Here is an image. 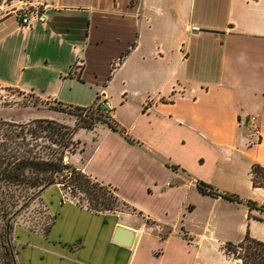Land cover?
Segmentation results:
<instances>
[{"label": "crops", "instance_id": "1", "mask_svg": "<svg viewBox=\"0 0 264 264\" xmlns=\"http://www.w3.org/2000/svg\"><path fill=\"white\" fill-rule=\"evenodd\" d=\"M23 28L22 60L0 48V88L80 108L103 91L118 131L78 130L74 140L81 131L90 142L68 164L129 209L96 214L53 185L42 194L49 233L15 228L18 264H238L226 244L264 242V187L251 176L264 168V0H56L30 27L3 0L0 47ZM105 41L118 52L104 56ZM124 49L99 79L88 54L112 65ZM197 181L241 202L204 195ZM117 226L134 231L129 247L113 242L128 238Z\"/></svg>", "mask_w": 264, "mask_h": 264}, {"label": "trees", "instance_id": "2", "mask_svg": "<svg viewBox=\"0 0 264 264\" xmlns=\"http://www.w3.org/2000/svg\"><path fill=\"white\" fill-rule=\"evenodd\" d=\"M128 53L129 50L111 65V72L121 64ZM64 108L75 110L71 113L76 117L73 126L52 119H34L25 123L0 119V220L4 222L6 215L16 208L20 199L25 205L39 196L44 209L38 226L41 230L33 228L31 224L22 223L12 227L6 221L4 225L8 232H12L13 243L14 231L19 225L43 236L49 233L55 218L50 214L42 194L49 187L57 186L58 176L62 174H65L66 178L63 187L68 189L71 199L76 197V193L84 196V199H79L86 201L87 205L79 202V207L96 214L129 209L117 196L116 189L92 179L75 167L70 171L68 169L71 165L62 162L65 155L70 156L82 151L81 142L74 140L78 130L92 131L96 126L106 124L112 130L118 131V126L110 118L107 109L99 103L97 96L88 109L57 104V107L51 110L62 114L65 112ZM82 112L88 113L83 115ZM251 176L253 187H264V168L252 166ZM196 187L204 195L241 202L236 195L217 191L201 181H197ZM248 205L250 208L254 207L251 203ZM4 252L2 262L7 259L10 264H18L15 244L4 248ZM225 252L231 257L233 255L241 264H264V242L249 235L238 244H226Z\"/></svg>", "mask_w": 264, "mask_h": 264}, {"label": "rangeland", "instance_id": "3", "mask_svg": "<svg viewBox=\"0 0 264 264\" xmlns=\"http://www.w3.org/2000/svg\"><path fill=\"white\" fill-rule=\"evenodd\" d=\"M31 35L32 34L28 29H16L10 32L6 39L2 41L3 43L1 44L0 48L3 53L7 54L9 58L13 59L14 61L22 60V48L31 41ZM115 45L118 46L117 43L111 45L108 41H105L103 47L101 48L103 55L107 56L108 54L114 53L116 50L118 52V48L116 49ZM122 46H126V42L123 43ZM124 52L125 49L120 51V56ZM88 58L91 61L90 67L93 69H97L99 73V79L103 77L106 80L109 79L111 63L118 59L115 58L110 61L106 58H103L102 60H94L92 57H90V53L88 54ZM88 78L90 79V76ZM32 106L35 108H33ZM55 107H57V105H44V103L40 104L39 100L32 94H22L12 88H0V119L30 120L35 116L39 118L53 119L55 121L59 120L61 121V123L73 126L74 121H76V117L74 115H71V113H74L75 110L64 108L65 112L61 115L58 113L47 111V109H53ZM83 113L88 112H82V114ZM62 119L64 120L62 121ZM90 137V133H84L81 131L78 132L75 136L76 139L81 140L82 144L85 142L86 144L90 142ZM66 156H69V154H67ZM81 158V155L76 154L74 157V161L79 163V160ZM65 181V174L59 175L57 185L61 189L63 196L71 199L72 197L70 196L68 189L63 187V182L65 183ZM75 196L76 197L71 200H73L76 204L80 202L81 204L87 205L86 201L79 199H84L83 195H81L80 193H76ZM123 209L126 208L123 207ZM43 215L44 209L40 204L38 196V198H35L28 204L25 203V205L20 199V201L16 205V208H14L13 211L6 215V217L4 218V222L0 220V264H10L7 259L5 262H2L5 255L4 248L6 249L10 246H14L12 232H8L7 228L5 227L6 221H8V224L12 225V227H14L16 224L22 223L28 225L31 224L30 226H33V228L41 230L42 228L38 226L41 223L40 219ZM238 264L241 263L238 261Z\"/></svg>", "mask_w": 264, "mask_h": 264}, {"label": "built area", "instance_id": "4", "mask_svg": "<svg viewBox=\"0 0 264 264\" xmlns=\"http://www.w3.org/2000/svg\"><path fill=\"white\" fill-rule=\"evenodd\" d=\"M55 2L56 0H6V6L15 15L20 26L30 27L34 21H44L45 12L51 9ZM75 66L79 69L81 64H76ZM97 97L99 103L107 109L106 102L102 101L103 97H105L104 92L100 91ZM248 122L254 125L255 117H250ZM62 162L68 163V156L65 155L62 158ZM167 186H170V184L167 183ZM258 208L264 211V206Z\"/></svg>", "mask_w": 264, "mask_h": 264}, {"label": "water", "instance_id": "5", "mask_svg": "<svg viewBox=\"0 0 264 264\" xmlns=\"http://www.w3.org/2000/svg\"><path fill=\"white\" fill-rule=\"evenodd\" d=\"M3 0H0V5L2 4ZM73 166H70L68 170H73ZM120 233H125L127 235V239L125 241H118V239L114 238L113 239V242L115 243H120L121 245H123L124 247H129L131 242H132V236L134 235V231L132 230H129V229H126L122 226H117V229H116V235L117 234H120Z\"/></svg>", "mask_w": 264, "mask_h": 264}]
</instances>
